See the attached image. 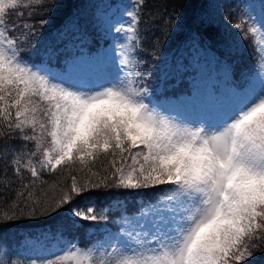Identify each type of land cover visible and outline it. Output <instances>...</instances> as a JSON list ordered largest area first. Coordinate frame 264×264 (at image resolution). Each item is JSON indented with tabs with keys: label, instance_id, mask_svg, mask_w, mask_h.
I'll use <instances>...</instances> for the list:
<instances>
[{
	"label": "snow or ice",
	"instance_id": "6c2138e0",
	"mask_svg": "<svg viewBox=\"0 0 264 264\" xmlns=\"http://www.w3.org/2000/svg\"><path fill=\"white\" fill-rule=\"evenodd\" d=\"M45 3L0 0V141L19 132L36 149L13 150L22 186L0 223L51 215L101 187H169L143 213L148 219L127 221L97 247L65 246L31 264H246L264 251V72L240 87L213 83L201 91L194 85L189 109L165 114L146 102L147 88L135 84L132 42L139 39L143 0L127 11L126 27L114 28L128 42L121 46L116 78L90 87L77 82L71 66L64 74L43 73L21 56L33 26L9 24L7 17ZM243 23L235 27L242 30ZM19 27L23 35H9ZM248 31L255 36L259 29L250 25ZM97 161L109 167L101 163L93 171ZM21 168L34 179L23 183ZM58 168L86 175L80 183L73 175L71 187L49 200L37 182L46 183L41 170ZM68 212L82 221L108 220L91 202Z\"/></svg>",
	"mask_w": 264,
	"mask_h": 264
},
{
	"label": "trees",
	"instance_id": "16d2710c",
	"mask_svg": "<svg viewBox=\"0 0 264 264\" xmlns=\"http://www.w3.org/2000/svg\"><path fill=\"white\" fill-rule=\"evenodd\" d=\"M94 1L46 0L43 7H34L31 10L21 7L13 12L7 17L9 24L29 22L33 26L28 38L20 45L23 57L36 65L44 61L53 64L59 62L63 53H68L56 50L59 47L64 48L67 41L76 44L82 40L81 45L95 46L98 41L87 11L95 8ZM121 1L123 0H109L110 3ZM244 1L143 0L137 26L139 44L136 46L142 68L151 76L150 84L159 86L165 95H173L178 90L173 84L177 81L179 83L183 76L189 74L190 64L187 58L196 45L211 52L215 61L222 62L234 80L250 74L256 61L251 47L253 36L248 31L247 22L243 23L242 30L235 27L237 23L245 21L241 16ZM24 3L38 5L40 0H24ZM61 33L67 36L66 39L59 40ZM23 34L22 27L9 33L11 36ZM147 83L149 84L148 79ZM19 136L20 133L16 132L11 138L0 141V214L9 211L16 190L22 186L12 163L13 150L29 154L36 151L35 142L24 141ZM27 158H23L24 162ZM39 158L38 153L33 161L36 162ZM101 163L104 167H109L106 161H97L93 171L99 170ZM75 167L78 168L79 165ZM21 175L23 183L34 179L25 168H21ZM73 175L80 183L86 173L70 171L68 168H64L63 172L59 168L57 172L41 170V179L46 183L37 184L46 191L49 200H55L62 195V190L71 187ZM167 187L169 186L161 185L139 190L101 187L86 192L83 196H76L71 204L61 207L51 215L38 214L35 218L25 215L0 223V261L5 264L8 261L12 264H31L34 256L20 242L25 237H34L39 229L54 235L59 233L64 238V246L75 244L82 249L93 247L99 243L101 237L103 239L113 230V234L121 230L117 220L140 213L162 195ZM89 202L93 205L95 214L108 217L107 222L82 221L69 215L68 209L72 205L85 207ZM246 264H264V251H257Z\"/></svg>",
	"mask_w": 264,
	"mask_h": 264
},
{
	"label": "rangeland",
	"instance_id": "374dc122",
	"mask_svg": "<svg viewBox=\"0 0 264 264\" xmlns=\"http://www.w3.org/2000/svg\"><path fill=\"white\" fill-rule=\"evenodd\" d=\"M261 4H264V0H245L242 4L244 10L241 12V16L247 22L248 29L250 25H254L259 31L255 36L251 34L253 36L251 47L254 52V59H256L252 66L254 67V71L236 80L231 78L227 67L222 62L215 61V56L211 52L196 45L195 50H192V53L187 58L190 64L189 74L181 78L182 84L183 82L187 83V88L177 91V94L174 96L165 95L159 86L156 87V85L152 86L150 84L151 76L146 73L144 67L142 68V61L137 52L136 45L139 44V39L138 42L133 41L131 55L135 65L133 68L135 84L137 87L147 88L148 97L146 102H149L151 106H158L165 114L183 112L190 107L188 101L193 94L194 85L198 86L201 91H204L213 83L218 87H240L250 78L264 72V67H262L264 66V52L259 51V49L264 48V29L261 27L264 25V10L261 9ZM94 6V9H87V11L89 13V20H91V26L95 29V38L98 41L96 50L88 51L86 46H80L83 42L82 40L76 44L67 41L64 48L59 47L56 49L57 52L68 51L67 55H63L58 66L55 63L50 64L48 62H41L38 65L29 62L43 73L51 72L57 75L66 73L69 66H71L77 82L86 87L107 84L109 81L114 80L119 72L118 61L120 59L121 46L128 43L125 39L126 34H117L114 28L116 26L123 25L126 27L128 25L129 18L126 13L127 11L135 10V3L134 0H123L116 3H110L109 0H95ZM83 29L86 31L84 26ZM66 37L61 33L59 40L66 39ZM21 56L23 57L22 52ZM147 79L149 84L147 83ZM176 85L177 82L173 84V86ZM162 195L151 202V205L142 209L140 213L117 220V224L122 228V226H127V221L148 219L149 217H145L143 213L149 211L153 205L157 204ZM113 232L114 230L103 239L101 237L99 243L93 247H97L111 236L119 235L120 230L115 234ZM63 240L64 238L59 233L54 235L51 232L39 230L34 234V237H25L20 243L23 247L31 250L30 254L34 256V259H39L48 257L64 248L65 246L62 244Z\"/></svg>",
	"mask_w": 264,
	"mask_h": 264
}]
</instances>
